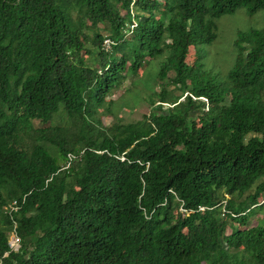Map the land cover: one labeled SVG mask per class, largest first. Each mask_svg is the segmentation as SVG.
Wrapping results in <instances>:
<instances>
[{
	"label": "trees",
	"instance_id": "obj_1",
	"mask_svg": "<svg viewBox=\"0 0 264 264\" xmlns=\"http://www.w3.org/2000/svg\"><path fill=\"white\" fill-rule=\"evenodd\" d=\"M241 6L264 0H0V264H264V218L247 226L264 205V26L236 34L220 75L186 62ZM159 56L133 93L150 111L104 125L106 96Z\"/></svg>",
	"mask_w": 264,
	"mask_h": 264
},
{
	"label": "rangeland",
	"instance_id": "obj_2",
	"mask_svg": "<svg viewBox=\"0 0 264 264\" xmlns=\"http://www.w3.org/2000/svg\"><path fill=\"white\" fill-rule=\"evenodd\" d=\"M119 13H123V9L118 8ZM216 24V37L209 44L198 47L195 51L192 47L189 48V54H187L186 62L191 64L196 57H200V60L203 61L204 64L214 70L218 71V74L227 71L230 67V64L233 59V40L236 37V34L239 31H244L248 29L261 28L264 26V11L258 10L253 14H248L246 12L245 7L241 6L236 8L231 14L221 15L219 18L215 20ZM101 34L104 35L106 32L101 31ZM104 44V40L102 41ZM105 47V45H103ZM90 48V46L88 45ZM161 57H155L150 60L146 67L139 68L136 74L127 75L126 79L123 83V87L120 89H112L111 94L106 96V100H113L114 103L110 106V112H108L105 108H100L99 112L101 114V122L104 125L110 124L115 121V118H119V123H129L135 120L140 119L142 114H147L149 110L148 104L143 100H135L137 97L133 93H138V96H145L149 92V88L146 87L148 83V79L151 75L155 74V70H157V66L159 65V60ZM144 69V70H142ZM142 73V74H141ZM219 74V75H220ZM139 75L144 76V84L141 87L138 82L135 85H132L133 82H136ZM146 75V76H145ZM160 79L156 78L151 82L150 87L155 91L159 88ZM135 86V87H133ZM146 87V88H144ZM126 88V89H125ZM128 90V91H127ZM126 99L128 101V107H124L123 105H119L118 107H114V104H120V101ZM227 100V99H226ZM195 103L198 102V99H193ZM166 104H163L165 107ZM196 112V111H195ZM194 112V113H195ZM65 117L63 113L60 115H55L52 119L53 122L57 121L58 123H63ZM61 119V120H60ZM35 122V121H33ZM35 124V123H33ZM262 218H264V205L260 210H257L255 214L250 215L247 220V226H253L257 222H259ZM237 226V224H234ZM11 236V233H8L7 243Z\"/></svg>",
	"mask_w": 264,
	"mask_h": 264
},
{
	"label": "built area",
	"instance_id": "obj_3",
	"mask_svg": "<svg viewBox=\"0 0 264 264\" xmlns=\"http://www.w3.org/2000/svg\"><path fill=\"white\" fill-rule=\"evenodd\" d=\"M103 45H105V47L108 46V39H107V38L104 39V44H103ZM70 159H71V156L69 157V160H70ZM11 206H12V204H11ZM10 208L13 209V210L16 209L14 206H12V207H10ZM203 208H204V207H202V206H199V207H198L199 210H203ZM178 210H179L181 213H186V214L188 213V211L185 210L184 208H182L181 205H179ZM13 229H14V226H13ZM13 229H12L11 236H10V238H9V240H8V243H7V246H8V248H9L10 250H16V249L18 248V246H19V238H18V236L15 234V232H14Z\"/></svg>",
	"mask_w": 264,
	"mask_h": 264
},
{
	"label": "clouds",
	"instance_id": "obj_4",
	"mask_svg": "<svg viewBox=\"0 0 264 264\" xmlns=\"http://www.w3.org/2000/svg\"><path fill=\"white\" fill-rule=\"evenodd\" d=\"M202 100H205V99H203V98H202ZM11 232H12V230H10V232H9V233H11Z\"/></svg>",
	"mask_w": 264,
	"mask_h": 264
}]
</instances>
